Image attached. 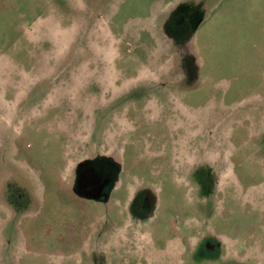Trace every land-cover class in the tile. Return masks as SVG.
Listing matches in <instances>:
<instances>
[{
    "label": "rangeland",
    "instance_id": "1",
    "mask_svg": "<svg viewBox=\"0 0 264 264\" xmlns=\"http://www.w3.org/2000/svg\"><path fill=\"white\" fill-rule=\"evenodd\" d=\"M0 264H264V0H0Z\"/></svg>",
    "mask_w": 264,
    "mask_h": 264
},
{
    "label": "flooded vegetation",
    "instance_id": "2",
    "mask_svg": "<svg viewBox=\"0 0 264 264\" xmlns=\"http://www.w3.org/2000/svg\"><path fill=\"white\" fill-rule=\"evenodd\" d=\"M99 161L100 167L104 169L103 171V178H105L107 181L102 186L95 187L93 182H91V179L93 178V174L91 170L85 169V166L87 162L82 163L81 165L76 167V175H75V187H78L80 189V192H77L79 196H84L89 199H102L104 200L107 195L106 192L111 190L112 187V181L114 179V170L115 165L111 163L110 161L104 160H96L93 161L95 164ZM98 166V164H96ZM96 168V167H95ZM97 169V168H96ZM98 170V169H97ZM96 170V171H97ZM139 196L135 197L133 199L134 204V210L135 212L140 213V215H145L150 212L151 208V202L150 197H145L144 201H139ZM134 212V213H135ZM214 250V248H213ZM213 250H211L207 243L204 244V251L212 254Z\"/></svg>",
    "mask_w": 264,
    "mask_h": 264
}]
</instances>
